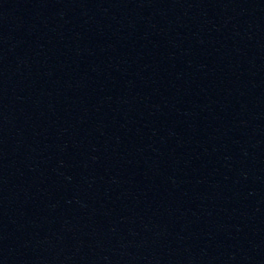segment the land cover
<instances>
[{"label": "water", "instance_id": "1", "mask_svg": "<svg viewBox=\"0 0 264 264\" xmlns=\"http://www.w3.org/2000/svg\"><path fill=\"white\" fill-rule=\"evenodd\" d=\"M35 0H0V87L15 55Z\"/></svg>", "mask_w": 264, "mask_h": 264}]
</instances>
